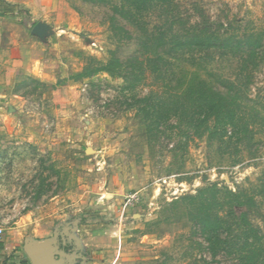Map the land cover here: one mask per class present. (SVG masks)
Returning a JSON list of instances; mask_svg holds the SVG:
<instances>
[{
	"label": "rangeland",
	"instance_id": "1",
	"mask_svg": "<svg viewBox=\"0 0 264 264\" xmlns=\"http://www.w3.org/2000/svg\"><path fill=\"white\" fill-rule=\"evenodd\" d=\"M65 1L81 24L60 30L51 44L66 70L53 87L58 92L20 74L9 57L0 64V107L15 110L0 119V239L17 236V227L43 236L61 225L68 246L89 247L76 264L214 262L193 239L188 198L217 184L221 195L229 188L255 196L250 220L264 243V66L253 70L242 55L213 50L192 67L208 79L240 80L241 110L253 134L233 139L229 128L220 143L202 119L176 113L172 77L159 83L150 75L140 84L108 73L89 77L114 54L123 61L133 57L137 45L120 43L100 9ZM183 3L194 23L207 15L238 36L264 35V0ZM253 109L258 120L250 117Z\"/></svg>",
	"mask_w": 264,
	"mask_h": 264
},
{
	"label": "trees",
	"instance_id": "2",
	"mask_svg": "<svg viewBox=\"0 0 264 264\" xmlns=\"http://www.w3.org/2000/svg\"><path fill=\"white\" fill-rule=\"evenodd\" d=\"M84 1L103 11V23L110 26L120 43L125 41L123 44L137 45L133 57L123 61L114 54L101 69L88 71L89 77L100 73L122 75L127 84L147 82L150 75L159 83L166 82V76L172 77L171 83L176 82L178 87L174 94L176 113L194 122L202 119L204 129L220 143L227 137L229 128H233V135L229 138L241 139L243 134H253L246 113L241 110L242 88L238 77L208 79L192 67L199 66L202 59L217 50L220 56L232 55L235 58L242 55L245 62L253 64V70L261 69L264 66V35L238 36L230 25L214 21L207 15L201 17L203 23L202 20L194 23L183 0ZM253 73L255 75L256 71ZM163 100V97L159 98V110H164ZM259 115L253 109L250 117L258 120ZM248 139L253 140V135ZM223 189L224 194L221 195L217 184L210 185L199 190L197 196L188 198L192 206L189 214L193 239L200 247L199 252L215 260L209 262L205 259L204 264H221L222 261L264 264L263 237L250 220L253 208L258 207L255 196Z\"/></svg>",
	"mask_w": 264,
	"mask_h": 264
},
{
	"label": "crops",
	"instance_id": "3",
	"mask_svg": "<svg viewBox=\"0 0 264 264\" xmlns=\"http://www.w3.org/2000/svg\"><path fill=\"white\" fill-rule=\"evenodd\" d=\"M19 10L27 11L29 16ZM1 20L5 27L0 24V64L9 57L20 74L53 88L66 70L56 45L51 44L59 40L60 30L81 24L80 16L65 0H0ZM58 88H53V92H58ZM13 113L12 108L6 113L0 107V119H10L8 114ZM60 227L43 236L17 227V236L11 232L9 237L0 239V264H76L78 258L84 260L87 244L68 246L61 239ZM80 239L84 242V238ZM14 250L16 255L10 256Z\"/></svg>",
	"mask_w": 264,
	"mask_h": 264
},
{
	"label": "built area",
	"instance_id": "4",
	"mask_svg": "<svg viewBox=\"0 0 264 264\" xmlns=\"http://www.w3.org/2000/svg\"><path fill=\"white\" fill-rule=\"evenodd\" d=\"M134 200H136L134 197L133 198H128L129 204L133 203ZM3 232H4L3 229L0 228V237L3 235Z\"/></svg>",
	"mask_w": 264,
	"mask_h": 264
}]
</instances>
